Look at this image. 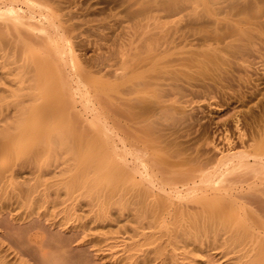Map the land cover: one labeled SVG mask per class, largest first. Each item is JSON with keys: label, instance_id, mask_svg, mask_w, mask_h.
Wrapping results in <instances>:
<instances>
[{"label": "bare ground", "instance_id": "bare-ground-1", "mask_svg": "<svg viewBox=\"0 0 264 264\" xmlns=\"http://www.w3.org/2000/svg\"><path fill=\"white\" fill-rule=\"evenodd\" d=\"M169 1L89 61L60 0H0V264H264V0ZM197 99L260 105L200 143Z\"/></svg>", "mask_w": 264, "mask_h": 264}, {"label": "rangeland", "instance_id": "rangeland-1", "mask_svg": "<svg viewBox=\"0 0 264 264\" xmlns=\"http://www.w3.org/2000/svg\"><path fill=\"white\" fill-rule=\"evenodd\" d=\"M60 1H61V3L60 2L59 3L61 4V7L66 9V10L63 9L62 13L65 14L68 12L69 14L77 16L71 20L73 23L71 21H69V22H67V24L68 23L73 24V25L76 24L77 26L75 25V27H76L77 32H82L84 34L82 37V40H79L80 38L78 40H74L75 43L77 42L76 45H79L81 48H83L82 54H83V56H86V58L82 57L83 59L85 58V60L87 59L89 61L90 60L93 61L92 58L95 59V55L97 54V52H99L100 54H103L105 57H108L110 54H112L113 56H116L118 53V48H119V45L121 44L120 43L121 41L126 43V44L130 43V46L128 45L125 48H123V51L132 50L131 52H133V27L136 24L135 14L137 13V11H139L142 8V5H143L142 3H144V4L147 3V2H144L147 0H81V3H80V0H76V1L67 0L66 3H64L65 0H60ZM68 1H70L71 3H67ZM161 1H163V0H161ZM167 1L170 2L169 0H167ZM241 2H242V0L238 1V3H241ZM59 3H57V4L60 5ZM78 3L80 5H78ZM227 3L228 2H225V4H222V5L225 6ZM74 5H75V7H74ZM139 5H141V8L139 7ZM222 5L221 6L218 5L219 8H221V7L223 8ZM67 24H64V25H67ZM79 42L82 45L78 44ZM83 51H85V52H83ZM88 57H90L91 59ZM117 60L118 59H114L113 62H116ZM252 78H254V75ZM109 80L112 83L116 82L112 78H109ZM110 81H108V82L110 84H112ZM108 82H106V83L108 84ZM235 88H236V90H232ZM232 89H231L232 92L236 93V91H237V84L236 83H235V85L234 84L232 85ZM258 98H260V97L258 96ZM256 99L257 98H255L251 101L255 102V101H257ZM199 100L197 99V104L200 107V111L197 110L195 112L197 113V117L200 120L199 121L200 123L193 127L194 128V130L192 129L193 134H191L190 137L186 138V139L196 138L197 140H199V142L202 140H205V139H208V140H211V138L217 139L219 132H217L216 129L218 127L220 129V127L223 123L226 124V127L230 131L233 132V124H232L231 120H232V116L234 114H238L239 116L242 115L241 120L243 123H245V121H243L244 119L246 120V123H247L248 119H249L248 122H250L251 121L250 118H251V116H253L254 110H255V113L256 112L258 113V111H259L258 105H260V104H258L259 100H258V102H256V104H258L257 107H255L256 106L255 103L253 105V103L251 101H250L251 103L245 102L243 104L242 103L239 104L237 101L234 100V101H232L233 103L231 105H227L223 101V102H221L220 107L223 104L224 105L221 108L220 107L214 108V106L210 108L208 106V104H206L207 103L206 101L204 103H201V102H203V100L202 99H199ZM103 102L105 103V101H103ZM104 103L102 104V106L106 105V107H109V105L107 103H105V104ZM244 105H246V106H244ZM124 106H125L124 104L114 105V107H112V109L114 110L113 112H115V111L116 112L113 114H115V116H118L120 121L123 122V124H125V127L123 124L121 125L122 126L121 129L122 130L124 129L122 136L127 135V137L129 138V141L131 142V144H133V121H132L133 119L129 120V117L128 116L126 117V115H128L129 112L124 110V109H126V107H124ZM233 107L234 108L236 107L235 110ZM230 108L232 110H234L236 113L234 111H230L231 113L228 112L229 110H231ZM248 108H249V111H248ZM250 108H252V109H250ZM236 110H238V113ZM124 111H125V113H124ZM245 111L248 114H250V115H248L249 117H247V113H243ZM127 112H128V114H127ZM131 113L133 115V109H132ZM223 113H225V114H223ZM244 114H246V115L244 116ZM256 114H254V115H256ZM200 116L203 118H201ZM216 116L217 117L221 116V118H216ZM246 117H247V119H246ZM217 122H219V123H217ZM216 142H217V144L221 143L220 140H216ZM103 262H106L105 258L103 259Z\"/></svg>", "mask_w": 264, "mask_h": 264}]
</instances>
